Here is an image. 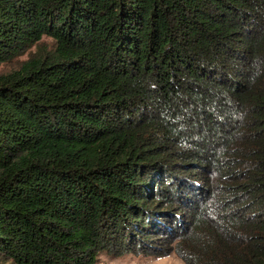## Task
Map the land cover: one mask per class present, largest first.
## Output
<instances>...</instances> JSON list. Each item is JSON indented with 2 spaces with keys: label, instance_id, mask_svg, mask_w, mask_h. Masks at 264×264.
<instances>
[{
  "label": "trees",
  "instance_id": "1",
  "mask_svg": "<svg viewBox=\"0 0 264 264\" xmlns=\"http://www.w3.org/2000/svg\"><path fill=\"white\" fill-rule=\"evenodd\" d=\"M170 252L264 264V0H0V264Z\"/></svg>",
  "mask_w": 264,
  "mask_h": 264
},
{
  "label": "rangeland",
  "instance_id": "2",
  "mask_svg": "<svg viewBox=\"0 0 264 264\" xmlns=\"http://www.w3.org/2000/svg\"><path fill=\"white\" fill-rule=\"evenodd\" d=\"M40 44L47 50L53 48L54 42L49 37H43ZM36 47H32L30 51L34 52ZM27 56L21 57L24 60ZM97 264H184L175 253H168L165 256H157L153 254H124L119 257H114L108 254H103L99 257Z\"/></svg>",
  "mask_w": 264,
  "mask_h": 264
}]
</instances>
